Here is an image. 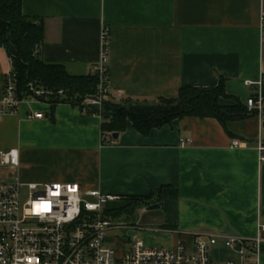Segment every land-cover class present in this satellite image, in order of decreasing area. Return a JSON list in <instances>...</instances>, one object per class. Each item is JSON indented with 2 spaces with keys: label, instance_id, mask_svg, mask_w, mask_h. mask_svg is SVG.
Returning <instances> with one entry per match:
<instances>
[{
  "label": "crops",
  "instance_id": "0c3cea01",
  "mask_svg": "<svg viewBox=\"0 0 264 264\" xmlns=\"http://www.w3.org/2000/svg\"><path fill=\"white\" fill-rule=\"evenodd\" d=\"M22 14L40 21L38 57L73 76L99 63L101 32H108L106 92L119 102L175 98L181 87L214 88L242 104L254 94L246 83L264 81V0H22ZM0 49V95L10 71ZM226 104V103H225ZM43 119L31 120V113ZM98 115L79 107L23 102L0 121V152L16 150L22 184L74 183L103 195L146 197L169 187L175 198L157 203L146 246L192 248L216 236V264H264V116L250 115L222 127L214 119L185 118L147 136L130 124L114 145H103ZM241 143L233 148L232 141ZM12 179V178H10ZM139 234V233H138ZM242 237L243 253L223 246ZM259 238L258 257L251 240ZM117 239L109 237V242Z\"/></svg>",
  "mask_w": 264,
  "mask_h": 264
},
{
  "label": "built area",
  "instance_id": "2783aa9c",
  "mask_svg": "<svg viewBox=\"0 0 264 264\" xmlns=\"http://www.w3.org/2000/svg\"><path fill=\"white\" fill-rule=\"evenodd\" d=\"M264 26V18H262ZM108 32H101V52L99 63L90 73L99 77L98 94L106 93ZM39 45L35 51H39ZM254 86V94L244 103L249 114L264 116V81L246 83ZM30 97L18 99L14 77L4 76L3 91L0 95V121L17 113L23 102L45 103L53 96L47 90L28 85ZM61 91L58 92L61 95ZM98 101L86 100L87 104L99 105ZM45 99V100H44ZM31 120L43 119V115L31 113ZM107 145H114L112 134L103 138ZM233 148H241V143L232 141ZM259 161L264 164V143L257 148ZM0 167L7 169V181H0V264H216L210 256V248L218 243L216 236L206 240L198 238L192 248L179 243L174 249L146 246L135 241L141 228L136 224L117 225L107 215V207L119 203L123 198L103 195L99 191H83L74 183L22 184L16 175L19 158L16 150L0 152ZM25 189L28 200L21 204V191ZM120 229L125 234L122 250L116 251L108 246V234ZM264 232V225L258 227ZM136 232L129 237L128 233ZM114 238V237H111ZM116 239V238H114ZM248 240L242 237H223V246L243 253ZM251 254L258 257L257 249L261 240L250 241ZM129 244V248L125 245ZM227 264H232L231 262Z\"/></svg>",
  "mask_w": 264,
  "mask_h": 264
},
{
  "label": "trees",
  "instance_id": "16d2710c",
  "mask_svg": "<svg viewBox=\"0 0 264 264\" xmlns=\"http://www.w3.org/2000/svg\"><path fill=\"white\" fill-rule=\"evenodd\" d=\"M21 1L0 0V49L10 60L8 73L14 77L18 99L30 97L28 85L31 84L53 94L44 99L51 109L58 104H68L79 107L85 115H98L103 145H107L103 140L105 135L121 134L128 124L141 136H147L152 130L170 126L175 120L214 119L225 127L228 122H240L254 114L247 113L244 104L226 93L222 77L214 88L181 87L175 98H159L153 103L131 99L115 102L107 92L100 96L97 73L73 76L61 65H49L40 60L35 46L40 47L43 42V25L22 14ZM99 96V105L86 103L88 98ZM175 197L176 191L165 187L146 197H126L116 203L117 207L108 206L106 213L126 221L140 209Z\"/></svg>",
  "mask_w": 264,
  "mask_h": 264
},
{
  "label": "rangeland",
  "instance_id": "374dc122",
  "mask_svg": "<svg viewBox=\"0 0 264 264\" xmlns=\"http://www.w3.org/2000/svg\"><path fill=\"white\" fill-rule=\"evenodd\" d=\"M4 53V52H3ZM4 56H5V65L7 66V70H9V65H7V58H6V55L4 53ZM7 175V169L6 168H3V167H0V181H7V180H11L10 178L7 179L6 177ZM28 200V196H27V192L25 189H23L21 191V204H24L26 201ZM109 206L111 207H117V204L116 203H112L110 204ZM151 214V213H150ZM150 214H144L140 212V210L134 212V214L132 215V217H130L128 220L124 221L123 219H120V218H114L113 216H109L110 219L112 220V222L114 224H117V225H123V224H136L140 227H143V228H149L148 226L150 225L151 222H149L148 220V216ZM140 231H143V230H140ZM139 231V234L138 236L136 237L135 241H140L142 239V233H145V232H140ZM109 236L111 237H114L117 239V241L115 242H109L108 243V246L112 249H114L117 253V255L121 252L122 250V240L124 239L125 237V234L123 233L122 230L120 229H117V230H113L111 231L109 234ZM125 248H129V244H126L125 245Z\"/></svg>",
  "mask_w": 264,
  "mask_h": 264
},
{
  "label": "water",
  "instance_id": "95a60500",
  "mask_svg": "<svg viewBox=\"0 0 264 264\" xmlns=\"http://www.w3.org/2000/svg\"><path fill=\"white\" fill-rule=\"evenodd\" d=\"M87 100H90V101H98L96 98L94 97H90L88 98ZM112 138L113 140H117L118 139V134H112ZM160 209V205L159 204H152L150 205L149 207L146 208V211H154V210H158ZM136 232H132V233H128V236L129 237H133V236H136ZM237 250H238V247H237Z\"/></svg>",
  "mask_w": 264,
  "mask_h": 264
}]
</instances>
